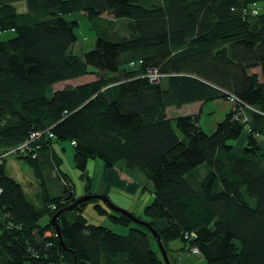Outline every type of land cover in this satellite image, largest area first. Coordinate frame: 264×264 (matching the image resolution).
<instances>
[{"label":"trees","instance_id":"obj_1","mask_svg":"<svg viewBox=\"0 0 264 264\" xmlns=\"http://www.w3.org/2000/svg\"><path fill=\"white\" fill-rule=\"evenodd\" d=\"M260 5L0 0V264H164L148 229L97 203L95 213L125 233L89 222L80 203L57 215L58 240L50 219L77 199L53 149L66 141L86 190L94 159L151 183L152 199L137 217L158 234L170 264L174 242L196 249L203 264H264ZM80 15L94 33L81 56L72 51ZM257 67L260 75L252 71ZM90 75L93 81L52 91ZM220 99L231 108L210 133L199 116L167 115L170 107ZM10 159L32 171L34 195L8 174ZM200 168L202 175H194Z\"/></svg>","mask_w":264,"mask_h":264},{"label":"rangeland","instance_id":"obj_2","mask_svg":"<svg viewBox=\"0 0 264 264\" xmlns=\"http://www.w3.org/2000/svg\"><path fill=\"white\" fill-rule=\"evenodd\" d=\"M258 1H260L261 5H262V6L260 5V12H262L264 14V2L261 1V0H258ZM103 19L109 20V19H111V16L108 13H104L103 14ZM78 20H79V23H80L78 25V29L76 30V34L78 35V40L75 43V45L73 46V48H72L73 50L72 51L74 53H76V54L81 56L83 54V52H86L87 50H89L91 48V46L93 44V41H94V33L92 32V30H90V26H89L88 20H87V18L85 16L82 17L80 15L78 17ZM4 35L9 36L10 32H8V34H4ZM4 35H1V36H3V38H5L6 36H4ZM252 71H254V72L258 73V75H260V69L258 67L253 69ZM217 101H218L217 102L218 104L216 105V109L214 110V112L212 114L214 115L215 119L222 120V118H224V116L227 113H225L223 111H220V110H224L225 111L226 109H230L231 106L225 100L220 99V100H217ZM214 102H216V101H213V103ZM213 103L210 102V103H208L206 105H207L208 108L211 105L212 109H214L215 106H214ZM224 103H226V104H224ZM202 105L204 106V103L197 102V103L184 105L182 108H178V109L177 108H169L168 109V116H169L170 119H174L178 115H184V114H186V115L190 114L191 116H199L200 117ZM222 107H224V108H222ZM210 115L211 114L207 115L205 117V121H203V123L206 124V126L213 122ZM244 143H245L244 139L241 138L239 140V146L242 147L243 145H245ZM233 144H235V142H233ZM62 145L65 148L64 150H62L63 157H64L66 163H69V165L72 166V154H73L72 147L70 146V144L67 141L63 142ZM11 160L16 161L17 164L16 165L11 164L10 163ZM94 160L96 161L97 159H94ZM6 166H7L8 174H10L17 182L21 183V185L23 186L26 194L27 195H30V194L34 195V193L38 190V181L34 177V174L32 173V171L27 167V165L24 162H22V161H17V160H14V159H10V160L7 161V165ZM64 166H65V164H64ZM103 169H104L103 165H102V167L100 169L98 168L97 165L94 167V169L93 168L90 169V174L92 176V188L93 189L103 182V180H102ZM202 172H203V168H200L199 171L196 174H194V175H197V176L200 175L201 176ZM68 175H70V176H68ZM68 175H67L68 179L66 181L67 182V186H68V188L70 190L71 189L74 190L72 198L73 197L78 198V197H81V196L86 195L88 193H91L90 192L91 188H89L87 190L85 189L86 182H85V179L80 176V174H77L76 172L71 173V171H70V173H68ZM131 175L134 176V177L136 176L135 180L132 179L131 177L125 176L126 180H127L126 181L127 184L128 185H139V187H140V185H143V188H141V187L140 188L144 190V194L145 195H148V193L150 191L151 183L141 173H139L138 171H137V173L135 172V174H131ZM53 180L55 181V177L53 178ZM144 185H146V186L144 187ZM105 196H106V194H105ZM68 197H70V196L68 195ZM111 197L115 201H120V199L115 194H111ZM72 198L69 200L70 202L72 201ZM133 200H135V201L132 202L131 206H133L134 204L139 203V199L138 198L137 199L134 198ZM95 203L103 206L107 211H109L107 206L105 205V203L100 201V200H86V201L81 202V204L84 205L83 209L85 208V210L89 211V212H90V210L94 211L93 207H94ZM140 205H141V203H139L137 206H140ZM137 206L134 208L135 210L138 209ZM75 207H73V208H75ZM130 213H133V212L131 211ZM133 214H135V213H133ZM86 215L88 216V219H89V221L91 223H96V222L93 221V219L91 217H89L88 214H86ZM103 226L111 227L112 225H111V223L105 221ZM191 254L193 256H195V257L189 258L190 260L186 261L187 264H197V261H198L199 257H197L195 254H193V252H191ZM183 256H184V253L180 252L179 253V259L182 258ZM173 257H174L175 261H178L176 259L177 258L176 254H173ZM24 264H31V263L25 262Z\"/></svg>","mask_w":264,"mask_h":264},{"label":"crops","instance_id":"obj_3","mask_svg":"<svg viewBox=\"0 0 264 264\" xmlns=\"http://www.w3.org/2000/svg\"><path fill=\"white\" fill-rule=\"evenodd\" d=\"M17 6H18V9H19L20 12H23L25 10V6H24L23 3L18 4ZM93 80H94V76L93 75L84 76V77H81V78H78V79H75V80H71V81L55 84L52 87V91L59 90V89L63 88L64 86L68 85V84L72 85V86H75V85H78V84H81V83H87V82H90V81H93ZM217 102L218 101H216L214 103L211 102L215 106L214 109H212L211 105H210L209 108L207 107L206 104H208L210 102L204 103V106L202 105V108H201V115L199 117V126L207 133L212 132V130L216 126V123L220 121V119H215L214 115L212 114L214 112V110L216 109V105L218 104ZM224 104H226V103H224ZM182 107H180V108H182ZM170 108H173V107H170ZM222 108H224V107H222ZM168 109L166 110L167 111V115H168ZM229 110L230 109H226L225 111L224 110H220V111L228 113ZM209 114H211L210 116H211L213 122L206 126V124H204L203 121H205V117L207 115H209ZM184 115H186V114H184ZM187 115H190V114H187ZM178 116H182V115H178ZM53 149H54L55 153L58 154L61 157L62 169L67 175H68V173H70V171H71V173L76 172L77 174H79L74 169L73 163H72V166L69 165V163H66V161H65V159L63 157V153H62V150H64L65 148H64V146L62 144H54L53 145ZM10 163L14 164V165L17 164L16 161H13V160H11ZM64 164H65V166H64ZM96 165L100 169L102 167L103 163L100 160H96V161L95 160H91V161H89V164H88L89 176H91L90 169L91 168L94 169V167ZM68 176H70V175H68ZM125 176L131 177L134 180H135V177H136V176L135 177L132 176L127 171H120V170H118L116 168L103 169V177H102L103 182L100 185H98L97 187H95L94 189L92 188V176H91V183H90V188L91 189H90V192L94 193V194H101V195H105L106 194V196L115 205H117V206H119V207H121L123 209H126V210H128L130 212L132 211L133 213H135L136 216L137 215L141 216L143 207L145 205H147L151 201L152 195H151L150 192L148 193V195L144 194V190L141 189V188H143V185H140L141 188L139 187V185H128L127 182H126L127 180H126ZM145 186L146 185H144V187ZM111 194H115L120 199V201H115L111 197ZM134 198L135 199H137V198L139 199V203H141L140 206H137L139 203L134 204L133 206H131L132 202L135 201V200H133ZM136 206L138 207L137 210L134 209ZM82 213L84 214V216H86L87 219H88V216L86 214H88L89 217H91L93 219V221L96 222V223H100V224L103 225L105 221L109 222L105 217L98 216L95 213V211H93V210H90V212H89V211H86L85 208H84ZM88 221H89V219H88ZM107 227H109V226H107ZM109 228L112 229L113 231H116V232L122 233V234L125 233L126 230H127V229H123V228H120L118 226H113V225L111 227H109ZM170 246L174 249V254H176V257H177L176 259L178 260V261L175 262V264H187L186 261H189L190 260L189 258L195 257L189 252L180 250V247H182V246L178 242H174ZM180 252L184 253V256L179 259V253ZM197 264H203L202 259L198 258Z\"/></svg>","mask_w":264,"mask_h":264},{"label":"water","instance_id":"obj_4","mask_svg":"<svg viewBox=\"0 0 264 264\" xmlns=\"http://www.w3.org/2000/svg\"><path fill=\"white\" fill-rule=\"evenodd\" d=\"M86 200H100V201L104 202L106 204V206L111 211L125 215L133 223L141 225V226L145 227L146 229H148L151 232L152 236L156 239V243H157L158 249L160 251V254L162 256L164 264H170L168 256H167L165 249L163 247V244L161 243L158 234L153 230L152 226L147 221H144V220L138 218L137 216H135L134 214L130 213L129 211L115 205L107 196L101 195V194L91 193V194H87V195L78 197L71 204H69L67 207L56 212L51 217L50 220H51L52 224L54 225L56 236L60 242H62V238H61V234H60L59 225L56 222L57 215L64 210L66 211V210L72 209L73 207L77 206L78 204H80L81 202L86 201Z\"/></svg>","mask_w":264,"mask_h":264},{"label":"built area","instance_id":"obj_5","mask_svg":"<svg viewBox=\"0 0 264 264\" xmlns=\"http://www.w3.org/2000/svg\"><path fill=\"white\" fill-rule=\"evenodd\" d=\"M250 8H251V14L257 15V13H258L257 6L255 4H253ZM148 77H149L150 81L157 82L159 80L160 75L157 73L156 70H151V71H149ZM229 103H231V104L234 103V99L232 97L229 98ZM192 252H193V254H196L197 250L193 249Z\"/></svg>","mask_w":264,"mask_h":264}]
</instances>
